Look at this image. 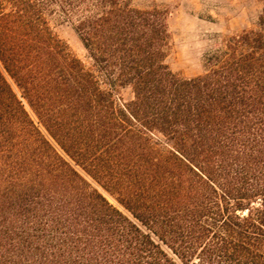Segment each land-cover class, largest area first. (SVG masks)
I'll list each match as a JSON object with an SVG mask.
<instances>
[{"label":"trees","instance_id":"16d2710c","mask_svg":"<svg viewBox=\"0 0 264 264\" xmlns=\"http://www.w3.org/2000/svg\"><path fill=\"white\" fill-rule=\"evenodd\" d=\"M135 1L0 0V264H264V9L186 78Z\"/></svg>","mask_w":264,"mask_h":264},{"label":"rangeland","instance_id":"374dc122","mask_svg":"<svg viewBox=\"0 0 264 264\" xmlns=\"http://www.w3.org/2000/svg\"><path fill=\"white\" fill-rule=\"evenodd\" d=\"M135 4L142 8L156 5L169 11L173 50L168 64L173 72L186 78L203 74L204 56L226 35L254 27L264 9V0H136ZM51 27L89 65L87 53L72 26L56 15L51 18ZM119 95L125 101L132 98L129 89L120 90Z\"/></svg>","mask_w":264,"mask_h":264}]
</instances>
